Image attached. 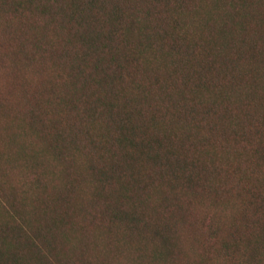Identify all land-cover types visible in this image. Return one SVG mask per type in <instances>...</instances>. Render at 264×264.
Segmentation results:
<instances>
[{
  "label": "trees",
  "instance_id": "16d2710c",
  "mask_svg": "<svg viewBox=\"0 0 264 264\" xmlns=\"http://www.w3.org/2000/svg\"><path fill=\"white\" fill-rule=\"evenodd\" d=\"M0 264H264V0H0Z\"/></svg>",
  "mask_w": 264,
  "mask_h": 264
},
{
  "label": "rangeland",
  "instance_id": "374dc122",
  "mask_svg": "<svg viewBox=\"0 0 264 264\" xmlns=\"http://www.w3.org/2000/svg\"><path fill=\"white\" fill-rule=\"evenodd\" d=\"M8 177H10V181L9 182H11V183H16L17 182V178L14 176V173L9 174Z\"/></svg>",
  "mask_w": 264,
  "mask_h": 264
}]
</instances>
